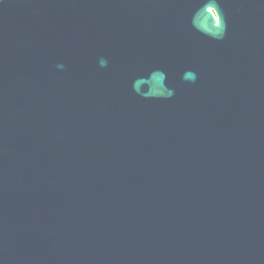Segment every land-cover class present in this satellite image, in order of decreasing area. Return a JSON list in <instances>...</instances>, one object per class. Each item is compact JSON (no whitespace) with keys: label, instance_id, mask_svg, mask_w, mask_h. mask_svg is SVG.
Wrapping results in <instances>:
<instances>
[{"label":"water","instance_id":"water-1","mask_svg":"<svg viewBox=\"0 0 264 264\" xmlns=\"http://www.w3.org/2000/svg\"><path fill=\"white\" fill-rule=\"evenodd\" d=\"M0 264H264V0H0Z\"/></svg>","mask_w":264,"mask_h":264}]
</instances>
